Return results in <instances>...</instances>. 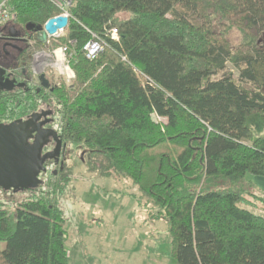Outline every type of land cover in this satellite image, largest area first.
<instances>
[{
	"label": "trees",
	"instance_id": "1",
	"mask_svg": "<svg viewBox=\"0 0 264 264\" xmlns=\"http://www.w3.org/2000/svg\"><path fill=\"white\" fill-rule=\"evenodd\" d=\"M12 5L21 27L61 14L48 0ZM70 14L34 49L72 54L70 84L46 73L63 139L138 188L176 264H264V217L246 208L247 175L264 177V0H73ZM93 35L104 48L88 60ZM42 194L0 206V264H70L68 219Z\"/></svg>",
	"mask_w": 264,
	"mask_h": 264
},
{
	"label": "rangeland",
	"instance_id": "2",
	"mask_svg": "<svg viewBox=\"0 0 264 264\" xmlns=\"http://www.w3.org/2000/svg\"><path fill=\"white\" fill-rule=\"evenodd\" d=\"M259 37L264 46V30ZM228 38L235 47L243 40L237 28L230 30ZM58 77L60 83L70 84ZM64 167L66 181L52 176L49 183L36 189L68 219L70 264H176L166 256L171 240L167 222L163 218L155 220L156 209L141 205L139 190L130 180L106 173L109 166L103 156L70 144ZM246 179L253 195L246 208L264 217L259 199L264 198V177L247 175ZM31 193H6L10 197L0 196V206L13 213L18 207L13 194L24 198Z\"/></svg>",
	"mask_w": 264,
	"mask_h": 264
},
{
	"label": "flooded vegetation",
	"instance_id": "3",
	"mask_svg": "<svg viewBox=\"0 0 264 264\" xmlns=\"http://www.w3.org/2000/svg\"><path fill=\"white\" fill-rule=\"evenodd\" d=\"M12 28L14 29L11 31ZM39 37L40 33L34 28L0 22V67L5 70L4 77L14 81L11 89L0 87V126L12 123L20 126L19 135H14L18 138L20 135L24 136L27 145H32L37 136L44 135L43 146L38 156V160L41 161L39 175L41 183L16 189L0 185V196L5 198L10 197L6 196V193L12 194L23 190L32 192L29 197L26 195L24 198H15L16 195L13 194L12 198L18 200V205L41 194L42 191H38L36 187L45 182L49 183L52 176L58 177L59 173L65 170L64 165L71 144L61 136L57 124V109L46 95V92L54 91L53 84L46 78V73L53 70L43 71L35 59V54L39 50L34 49ZM42 74L49 81L48 87L43 85ZM28 121L30 124L25 128L23 125Z\"/></svg>",
	"mask_w": 264,
	"mask_h": 264
},
{
	"label": "water",
	"instance_id": "4",
	"mask_svg": "<svg viewBox=\"0 0 264 264\" xmlns=\"http://www.w3.org/2000/svg\"><path fill=\"white\" fill-rule=\"evenodd\" d=\"M69 18L65 16H56L46 22L39 30L40 39L47 43L49 39L58 37L59 32L67 28ZM34 28V25L27 26ZM14 28L11 29V31ZM12 36L14 34L12 33ZM5 70L0 67V87L11 89L14 81L4 77ZM43 85L48 87L49 81L45 75H41ZM30 121L24 123V127L28 126ZM19 127L15 123L8 126H0V185L5 188H27L41 183L39 179L41 170V161L38 156L43 146V136L39 135L34 139L32 145H27L24 136L18 138L14 134L19 135ZM59 145L57 146L58 150ZM21 159V161H20ZM45 159V158H43Z\"/></svg>",
	"mask_w": 264,
	"mask_h": 264
},
{
	"label": "built area",
	"instance_id": "5",
	"mask_svg": "<svg viewBox=\"0 0 264 264\" xmlns=\"http://www.w3.org/2000/svg\"><path fill=\"white\" fill-rule=\"evenodd\" d=\"M13 0H0V22L5 24H14L17 18V13L12 5ZM55 5L61 12L59 16L71 18L70 8L73 5V0H48ZM62 32V31H61ZM111 36L117 39V30H111ZM60 34V32H59ZM103 45L97 39L96 35L87 42L83 48L85 57L88 60H93L103 51ZM35 59L42 66V70H53L64 78L67 82H71L75 78V73L72 68V54L66 46L55 50L51 55L46 52H37Z\"/></svg>",
	"mask_w": 264,
	"mask_h": 264
},
{
	"label": "crops",
	"instance_id": "6",
	"mask_svg": "<svg viewBox=\"0 0 264 264\" xmlns=\"http://www.w3.org/2000/svg\"><path fill=\"white\" fill-rule=\"evenodd\" d=\"M169 250H170V249H168V253H169ZM168 253L166 254L167 257H169V256H168ZM169 258H170V257H169ZM170 259H171V258H170ZM171 263H172V262H171ZM169 264H170V262H169Z\"/></svg>",
	"mask_w": 264,
	"mask_h": 264
}]
</instances>
